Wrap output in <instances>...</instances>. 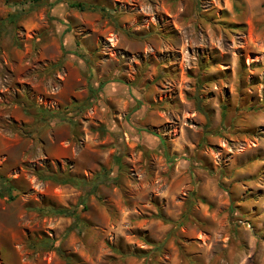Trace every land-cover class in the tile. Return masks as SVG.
I'll return each instance as SVG.
<instances>
[{
	"label": "rangeland",
	"instance_id": "1",
	"mask_svg": "<svg viewBox=\"0 0 264 264\" xmlns=\"http://www.w3.org/2000/svg\"><path fill=\"white\" fill-rule=\"evenodd\" d=\"M0 193V264H264V0H0Z\"/></svg>",
	"mask_w": 264,
	"mask_h": 264
},
{
	"label": "trees",
	"instance_id": "2",
	"mask_svg": "<svg viewBox=\"0 0 264 264\" xmlns=\"http://www.w3.org/2000/svg\"><path fill=\"white\" fill-rule=\"evenodd\" d=\"M73 5H75V6H79V7H81V4L80 3H75V4H73ZM82 8V7H81ZM14 15H12V16H10L8 19H9V21H13L14 20ZM9 193V192H8ZM0 195H1V193H0ZM53 212H57V213H60V214H63V215H71V212L69 211V210H67V209H65V208H57L56 210L53 208V209H51Z\"/></svg>",
	"mask_w": 264,
	"mask_h": 264
}]
</instances>
